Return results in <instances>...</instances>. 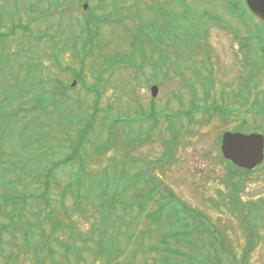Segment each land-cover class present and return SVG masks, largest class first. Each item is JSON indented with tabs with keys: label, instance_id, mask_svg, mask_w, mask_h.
I'll use <instances>...</instances> for the list:
<instances>
[{
	"label": "rangeland",
	"instance_id": "obj_1",
	"mask_svg": "<svg viewBox=\"0 0 264 264\" xmlns=\"http://www.w3.org/2000/svg\"><path fill=\"white\" fill-rule=\"evenodd\" d=\"M84 3L88 5L86 9ZM237 6V0H0V122L8 121L6 114L20 108L27 109L25 120L32 118L35 122L53 124L41 131L42 141L32 145L36 152L41 148V153L48 154L47 160L43 158V166L31 163L26 169L41 173L42 167L63 160L78 141V133L89 124L86 142L79 151L87 173L83 175L82 184L75 187L79 199L85 194L84 184L90 180L89 195L94 194L93 202L98 200L96 196H103L108 203L143 200L139 193L146 187L145 179L150 177L174 191L173 194L164 191L161 198L169 203L167 212L156 214L157 219L164 221L159 228L146 216L138 217L136 206L125 209L118 204L102 211L91 201L78 199L82 209L79 211L75 205L77 197L69 192L64 198L68 217L73 220L75 231L82 237L92 236L93 240L73 243L82 257L77 263L76 254L67 253L65 248L69 243V228L51 236V224L43 219L40 224L45 236L41 237L39 229L30 241L34 245L48 242L50 250H54L53 258L50 250L45 251L44 264H191L185 257L189 251L185 242H175L168 237L169 246L162 239L171 229L167 214L180 218L182 203L204 209L215 226L223 230L225 246L238 252L242 259L252 238L242 227L241 212L231 211L229 203L232 196L246 204L264 201V163L248 176L228 180L227 168L220 161L219 139L226 130L238 126L241 119H222L209 114L213 111L212 103H225L224 97L227 102L231 99L233 85L242 72L238 65L240 54L244 56L251 52L249 47H254V55L249 56L264 58V45L243 28L239 11L245 20L252 21L250 32L256 29L254 19L241 5L239 10ZM104 16L109 20L99 24L98 37L90 45L94 50H90L81 65L77 54L83 51L77 38L81 26H85L88 17L93 20ZM89 25L90 33L95 32L94 24ZM85 36L84 33L82 37ZM246 39L249 46L245 49L240 43ZM110 57H114L117 65L107 66L109 64L104 61ZM74 80L75 85L68 88L64 96L54 95L52 99L48 94L43 96L46 105L41 109H49V112L30 108L33 97L42 95L43 90L69 87ZM254 80L258 83V99L264 105V72L261 70L253 83ZM153 85L159 87L155 97L151 95ZM94 86L99 90L98 105L101 109L112 110L110 119L105 117V111L92 115L96 96L89 89ZM205 89L210 91L207 96ZM205 97L208 100H204ZM197 106H208L209 113L196 112ZM56 107L58 111H54ZM141 111H163L164 116H155L154 121H140ZM189 113H192L191 120ZM115 115L121 118L114 126ZM133 117L136 119L131 120ZM76 118L79 119L77 123ZM244 120L246 127L239 129L242 132L264 126L261 114L248 111ZM14 122L7 124L8 127L14 126ZM109 125L114 126L113 140L108 149L101 150V145H109ZM2 132L5 130L0 126ZM7 138L3 149L14 154L11 133ZM95 146L100 151H96ZM19 152L28 154L29 150ZM79 161L56 169L48 197L60 199L67 183L77 178ZM23 169H11L6 177L7 184L21 188L25 183L29 185V192H33L38 183L26 176ZM144 169L148 171L141 177L138 171ZM2 173L0 167V179ZM17 177L23 178V182ZM235 188L242 189L236 192ZM5 190L1 185L0 193ZM208 198L219 202L218 207H212ZM33 200L27 199L28 202ZM39 201L41 204L44 199ZM157 208L156 202L147 205L149 212ZM57 214L62 216L60 210ZM244 215L248 217L247 209ZM260 215L257 221L259 236L252 239L256 242L250 248L246 264H264V210ZM119 217L123 218V223ZM29 218L37 222L33 215ZM252 222L255 224L256 219L252 218ZM4 223L7 220L0 217V226ZM103 226L109 236L115 228L112 239L119 240L117 248H109L108 240L104 249H127L124 255L114 253L109 259L106 255L99 259L94 257L89 247L96 249V242L102 235L101 230L95 228ZM25 227L30 229L28 223ZM174 230L180 232V227ZM128 233L134 234L130 244ZM13 241V245L17 243L22 247L17 264H36L29 246L23 244L20 231ZM15 251L18 252L14 245L13 261ZM230 258L224 255L223 260L226 263ZM0 264H5L2 255Z\"/></svg>",
	"mask_w": 264,
	"mask_h": 264
},
{
	"label": "trees",
	"instance_id": "obj_2",
	"mask_svg": "<svg viewBox=\"0 0 264 264\" xmlns=\"http://www.w3.org/2000/svg\"><path fill=\"white\" fill-rule=\"evenodd\" d=\"M114 2V1H113ZM36 4L39 3V1L35 2ZM237 7L238 10L240 8V5L242 6V9H246V4L244 0H237ZM239 13L243 16L242 12L239 11ZM244 17V16H243ZM109 20V17L104 16L99 19H93L91 20L90 17L85 19V26H81V29L79 31V34L77 35L79 43H81V49L83 50L80 54L78 51V57L81 65H83L85 57L90 55V50L93 51L94 48H91L90 45L93 44L94 40L96 41L98 37V27L99 24L102 22L107 23ZM89 23L94 24L93 30L95 32L90 33V25ZM256 24V29L254 32L250 33L251 36L256 37L261 41L262 45H264V25L261 23H255ZM86 34V36L83 38V34ZM75 47V46H74ZM101 48V47H99ZM254 48V47H253ZM253 48H251L250 54L255 53L253 51ZM76 49V48H75ZM263 53H264V46L262 47ZM101 56V55H98ZM114 57L110 58H105L104 62H107L109 65L108 67H112L113 65H117L113 62ZM262 60V64H257L258 60ZM253 64H252V76L256 77L259 71L264 72V58H258V57H252ZM32 71V70H31ZM75 77H78L77 73L74 72ZM100 80H98L99 82ZM72 86V83H70L69 87L63 86L60 88H57L56 91H53L52 89L48 90L45 89L42 92V95L36 97L34 96V102L31 105L30 108L32 110L36 111H41V112H49V109L43 110L41 107H45L46 103L43 101V96L45 94L50 95L51 99L53 98L54 95L61 94V96H64L66 94V90ZM254 89L258 88L257 83L255 82L253 84ZM45 86L43 87V89ZM24 89V88H23ZM22 89V90H23ZM21 90V94H22ZM92 93L95 94L94 102H93V116L97 115L98 112H106L105 117L111 118L112 117V110L111 109H101L99 103V90L97 86H94L89 89ZM206 96L209 94V90L205 89ZM15 95H17L15 93ZM204 100H208V97H205ZM50 102V101H49ZM48 102V103H49ZM205 102V101H204ZM26 103V102H25ZM220 107L213 105L211 107L212 112L209 113L208 111V106L205 107H196L195 111H203V112H208L211 116H214L216 111L219 110ZM153 109V108H152ZM27 110V109H25ZM25 110L24 109H16L14 113L11 114H6L7 120L6 122L3 123V121L0 122V126L4 127L5 132L0 133V167L3 170L1 179H0V186L4 185L6 190L3 193H0V216L4 218V220H7V218H10L12 221V228H13V238L16 235L17 231H20V234L23 235V244L28 245V250L32 251L30 253V256L33 255V258L35 260L36 264H44L43 263V258L45 257V251L50 250L49 248V243L45 241H41L39 244L34 245L31 244L32 236L35 234V231L40 229V235L41 237L45 236V231L43 228H41V221L44 219L46 220L45 222H49L51 224V236L54 234H57L58 232H66V227L69 228V233L67 234L69 243L65 245L66 252L67 253H74L76 254V260L79 263L80 259H82L81 255H78L80 252L78 251V248L73 244L76 243V240H82L84 242H89L88 240H93L92 236H87V237H82L79 231H75V225L74 222L71 218L68 217L69 212H67V208L64 202V198H66V195L70 192L72 195L76 196L77 201L75 202V205L78 207L79 211H82L80 208L81 203L84 202L82 199H86L88 201H91L94 199L93 195H89L90 187L92 181L90 180L88 183L84 184L85 187V194L84 196L80 198V194H77V190H75V187L80 186L82 184L81 180L84 174H87L83 167L85 165L84 161L82 160L79 151L80 148L84 145L86 142V136L85 134L88 132L90 129L89 124L85 126L84 131L78 133V141L75 142L71 146L70 153L66 155L63 160H59L57 162L52 163L49 167H42L41 173H38L36 170H28L26 167L31 164V163H37L39 166H43V158L47 160L48 154L41 153L43 150L40 148V152H36L35 149L32 148V145H34L35 142L40 143L42 141L41 138V131L43 132L46 128L50 126L52 123H43V122H35L32 118L30 120H25ZM59 107H56L54 111H58ZM222 113L221 117L222 119H225L226 116L228 115L226 112V109L224 107H221ZM194 112V111H193ZM192 112V113H193ZM23 113V114H22ZM192 113H189L188 116L190 117V120L192 119ZM137 115V113H136ZM134 115V116H136ZM140 121L143 120H151L154 121L157 119L155 116H164L163 111H159L158 113L156 112H139ZM138 116V115H137ZM114 120V126L115 122H118L121 118L119 115L113 116ZM136 119L133 117L131 120ZM127 120V121H131ZM15 121V122H14ZM79 119H75V123H77ZM14 122V126L8 127L7 124ZM74 123V124H75ZM53 125V124H52ZM108 126L110 129L108 130L109 133V140L108 144L109 145H101L102 149H108L111 145V141L113 140V134H112V128L114 127L113 125ZM245 126V124H241V127ZM50 129L47 130V133H49ZM11 133L12 137V143L11 147L12 150L14 151V154L11 152L4 151L3 145L5 140H7V135ZM13 135V136H12ZM6 136V138H5ZM51 138V137H50ZM136 140V139H135ZM114 146H116V142L113 143ZM45 151H47V148L42 146ZM19 150H29L28 154H24L22 152H19ZM95 150L100 149L95 146ZM79 161V167L77 168V178L75 180H72L71 182H68L67 185L65 186L63 192L61 195L57 194L60 196V199H55L52 196L48 197L50 195V190H51V178L55 177L54 172L56 169H58L62 165H67L70 162L74 161ZM220 161L221 163L227 168V173L229 175L228 180L231 178H234L235 176H248L252 171L251 170H246V169H239L236 166L232 165L231 162L226 160L222 154L220 156ZM24 168L23 173L26 174V176H29V178H33V181H37V186L34 187L33 192H29V185L23 183V186L21 188H17L14 186V184H7L8 180H6V177L10 173L11 169H17V168ZM149 169L150 166H147ZM148 169H144L142 171H138L141 175V177H145V171H148ZM35 171L37 173L32 174L31 172ZM90 176V175H88ZM80 179V180H79ZM17 180L20 182H23V178L17 177ZM146 180V187L143 188V190L139 193V195L143 196V200H138L135 201L134 203L130 202H121L117 203L116 201L114 202H109V200H106L103 196H96L98 200H95V202L91 201L96 209H101L102 211L105 210L106 207L109 206L114 207L116 205H122L125 209H133L135 206L137 207V213L138 217L140 215L146 216L148 219L153 224H158V228L160 225L164 222L163 219H157L156 214L158 212H167V206L169 202L161 200L163 195L165 194L164 191L168 190L172 194L171 189H166L163 187L162 182L156 181L155 178H148ZM13 183V179H12ZM9 187L12 188V191H9ZM242 188H235L236 192H239ZM97 190V189H96ZM95 190V191H96ZM137 190V189H136ZM54 191V190H53ZM55 194V192H53ZM52 194V195H53ZM28 198H33L34 200L32 202H28ZM158 198V199H157ZM40 199H44V201L40 204ZM80 200V202L78 201ZM236 199V201H235ZM208 201L211 203L212 207H218L219 202H214L212 201L211 198H208ZM156 202L158 205V208L155 209L154 211L149 212L147 210V205L149 203H154ZM9 204H11V209L9 208ZM43 204V205H42ZM88 204V202H87ZM221 204V203H220ZM131 205V206H130ZM111 206V207H110ZM128 206V207H127ZM133 206V207H132ZM181 211L183 212V215L175 219L172 217V215L167 214L166 219H169V225L171 229L169 232H166L163 234V241L166 245H169V242L167 241L168 237L173 238L175 242H185L184 244L189 248V251L185 254L186 259L191 263V264H240L241 262L243 264L248 263V253L250 251V248L255 244L254 237L259 236V232L257 230V221L258 219L261 218L260 211L264 210V201H262L261 204H256V203H248L246 204L245 201H242L241 199L233 198L231 203H229V209L234 212H241V220H242V227L244 228L245 232L247 235H249L250 238H252L249 241V245L244 249V255L242 256V259H239V254L238 252H235L233 250L228 249L225 244H224V233L223 230L220 228L216 227V223L209 217L204 209H200L197 207H193L189 204L182 203L180 205ZM247 209L248 212V217L244 215V211ZM60 210L62 216H58L57 211ZM29 215H33L36 221H31L29 218ZM120 218V223H123L124 220L123 218ZM252 218L256 219V223L254 224L252 222ZM165 219V220H166ZM20 222H22V225H20ZM28 223L30 225V229H25V224ZM106 223V222H103ZM107 224V223H106ZM6 227V223H4L3 228ZM180 227V232L178 230H174ZM118 228V227H117ZM97 231L101 233V240L96 242V249L89 247V250L94 251V257L95 258H100L104 257L102 255H106L109 258H113V254L117 253L119 255H124V250L127 249H119L112 251L108 249L106 251L104 249V244H107L109 240V248H117L119 244V240H113L112 235H113V228L111 235H106V229L103 226V228H95ZM183 232V233H182ZM128 238H129V244L132 242V239L134 238V234H129L128 233ZM89 237V238H88ZM118 237V235H117ZM180 238V239H179ZM183 239V240H181ZM14 243V241H13ZM15 249H17V253L15 251V257H14V264H17V259L20 256V253L22 251V247L17 245V243L14 244ZM13 245V248H14ZM17 245V246H16ZM98 246V247H97ZM170 246V245H169ZM124 252V253H123ZM54 255V250H50V256L53 258ZM224 255L228 256L229 261L226 263L224 262ZM132 257H135V253H133ZM165 259H168L165 257ZM116 260V258H114ZM81 262V261H80Z\"/></svg>",
	"mask_w": 264,
	"mask_h": 264
},
{
	"label": "flooded vegetation",
	"instance_id": "obj_3",
	"mask_svg": "<svg viewBox=\"0 0 264 264\" xmlns=\"http://www.w3.org/2000/svg\"><path fill=\"white\" fill-rule=\"evenodd\" d=\"M243 22V28H245L249 33L252 29V21L250 20H244ZM241 28V27H240ZM242 29V28H241ZM237 38V33L235 34ZM239 37V36H238ZM247 40L241 44L242 48H247L249 45L247 43ZM249 50V49H248ZM250 53L245 54L244 56L240 54L239 63L238 65L241 66L242 72L241 75L238 76L237 81L233 85V89L231 92V99L229 102L232 103V105L227 102V100H223L225 103H217V106L220 107L217 111L218 115L221 117V107L223 105H228L226 108L227 112V118H240V123H246L244 120L245 114L250 111L253 113V105L261 106L262 109L264 107L263 101L259 99H255L253 95L252 90V84L253 83V76H252V64L253 60L251 56H249ZM254 53L252 54V56ZM244 70V71H243ZM261 116H264V112L261 113ZM257 131L264 134V126H260L256 129H252L250 132ZM264 163V161H263ZM262 163V164H263ZM13 228H12V221L10 218L7 219L6 227L3 229L0 227V255L3 256L5 264H14L13 262Z\"/></svg>",
	"mask_w": 264,
	"mask_h": 264
},
{
	"label": "water",
	"instance_id": "obj_4",
	"mask_svg": "<svg viewBox=\"0 0 264 264\" xmlns=\"http://www.w3.org/2000/svg\"><path fill=\"white\" fill-rule=\"evenodd\" d=\"M249 10L264 23V0H245ZM88 5L85 4V8ZM75 81L73 82V85ZM159 87H151L152 96H157ZM223 156L240 168L254 169L264 160V135L225 131L221 139Z\"/></svg>",
	"mask_w": 264,
	"mask_h": 264
}]
</instances>
